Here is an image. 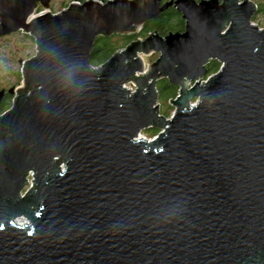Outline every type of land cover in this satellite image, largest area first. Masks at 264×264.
Returning <instances> with one entry per match:
<instances>
[{"label": "water", "instance_id": "obj_1", "mask_svg": "<svg viewBox=\"0 0 264 264\" xmlns=\"http://www.w3.org/2000/svg\"><path fill=\"white\" fill-rule=\"evenodd\" d=\"M158 1H73L51 13L49 0H0V35L35 43L0 114V264H264L256 5ZM172 4L183 32L151 33L90 64L97 36L133 34ZM213 59L220 67L207 74ZM162 78L178 88L169 117L158 109ZM145 128L157 132L145 139Z\"/></svg>", "mask_w": 264, "mask_h": 264}, {"label": "flooded vegetation", "instance_id": "obj_2", "mask_svg": "<svg viewBox=\"0 0 264 264\" xmlns=\"http://www.w3.org/2000/svg\"><path fill=\"white\" fill-rule=\"evenodd\" d=\"M73 1L78 2V3H82L85 0H73ZM73 1H71V2H73ZM97 1L104 3L108 0H97ZM150 1H152V0H150ZM168 1H171V0H159L158 4H159V6H162L165 2H168ZM172 1H174V0H172ZM195 1H199V0H195ZM39 7H41L40 4L37 5L35 11ZM48 7H49V5H48ZM170 8L174 9V12H176V15H173V17L171 18V23H173V22L179 23V18L182 19L181 14L176 11L175 6L172 4V5L168 6L166 9L160 11L158 13V15H156L155 17L145 21L144 24L140 28H138L137 32H135L133 34H128V35H126V34H123V35L113 34L112 36H109V37H103V36H97V37H99L98 39H100V38H103V39L110 38L111 39V37H114V36L123 37L126 41L124 42V44L122 46H124L126 43L130 42L131 40L144 39L147 35H149L151 33L157 34L161 37H165V35L158 34L157 30L154 27H150L149 24H151L153 22H157L159 20L158 17H160L161 14L164 13V11H166L167 9H170ZM256 8H257V6H256ZM182 21L184 22L183 19H182ZM183 30H184V24H183ZM183 30H180L179 32H183ZM175 31H177V30H175ZM20 32H22V31L19 30V31L8 33V34L0 35V50L4 49V50H2V52L3 51H5V53L8 52L9 50L7 48L3 47V41H7V39L9 37H12L13 35L19 34ZM27 36L32 38L28 34H27ZM97 37L95 39H97ZM32 40H33V38H32ZM99 49H100L99 44L95 40L93 47H92V50L98 51ZM2 52L0 51V94H1L0 95V114L10 108L11 103H12V99L14 96V91L20 85V80H21V74H20L21 64H20V61L26 60L32 56V55L28 56L26 59H17V63L20 66V68H18L19 69V71H18V69H16V67H14L12 65L11 59H9ZM157 53L159 56V52H157ZM7 61L10 62V65H8L6 63ZM19 66H17V67H19Z\"/></svg>", "mask_w": 264, "mask_h": 264}, {"label": "rangeland", "instance_id": "obj_3", "mask_svg": "<svg viewBox=\"0 0 264 264\" xmlns=\"http://www.w3.org/2000/svg\"><path fill=\"white\" fill-rule=\"evenodd\" d=\"M73 0H49V7L48 10L51 13H55L62 9L63 7L67 6L68 3H70ZM252 2L257 5V8H261L258 12H255L251 19V23L256 25L259 28H264V0H251ZM42 8L39 7L35 12L40 11ZM3 47L7 48L9 51L5 53V51L2 52L5 54L9 59L12 61V65L16 67V69L20 68V66L17 63V59H26L28 56H31L35 53V43L34 39L27 36V33L20 32L19 34L13 35L12 37H9L7 41H3ZM158 57L157 52H152L148 55H143L142 58L144 60V64H148L150 62H153ZM8 65H10V62H6ZM19 66V67H17ZM19 71V69H18ZM21 74V72H20ZM159 81V80H158ZM125 87L134 89V86L131 83H126ZM178 92V88L177 91ZM178 93L174 95L171 99H174ZM170 99V100H171ZM193 102V100H191ZM157 103H158V109L161 115H164L165 117H169L173 111L174 107L171 105L169 100L165 102L163 99H159L157 97ZM168 105V106H167ZM164 112H167V114H164ZM157 130H155V133ZM140 137H144L145 139H151L154 134L149 128H145L140 130L139 132ZM20 222H22V219H19Z\"/></svg>", "mask_w": 264, "mask_h": 264}, {"label": "trees", "instance_id": "obj_4", "mask_svg": "<svg viewBox=\"0 0 264 264\" xmlns=\"http://www.w3.org/2000/svg\"><path fill=\"white\" fill-rule=\"evenodd\" d=\"M257 6V5H256ZM261 8H256V11L258 12ZM173 15H176V12H174V9L170 8L164 11V13L161 14L159 20L157 22H153L149 24L150 27H154L158 34L160 35H166L170 32L175 33L179 32L180 30H183V24L184 22L182 19L179 18V23H171V18ZM178 16V15H177ZM179 17V16H178ZM253 17V16H252ZM252 19V18H251ZM177 30V31H175ZM117 39L112 40L110 38L103 39L97 37L96 42L99 44L100 49L98 51L91 50L90 56H89V62L91 65H95L97 63H101L109 58V56L116 50L118 47H122L121 45L124 44L126 41L123 37L114 36ZM119 40H122V43H118ZM220 64L216 60H210L206 64L207 74L214 73L218 68ZM156 90L158 94L159 99L167 100L174 97V95L177 93V87L173 84H170L166 79L162 78L159 79V81H156ZM168 106V105H167ZM164 114H167V112H164ZM151 131L153 134H155V129L151 128Z\"/></svg>", "mask_w": 264, "mask_h": 264}, {"label": "built area", "instance_id": "obj_5", "mask_svg": "<svg viewBox=\"0 0 264 264\" xmlns=\"http://www.w3.org/2000/svg\"><path fill=\"white\" fill-rule=\"evenodd\" d=\"M205 80V79H204ZM125 87V86H124ZM127 88V87H126ZM130 90H132V88H128ZM30 180V175L28 176V181Z\"/></svg>", "mask_w": 264, "mask_h": 264}, {"label": "bare ground", "instance_id": "obj_6", "mask_svg": "<svg viewBox=\"0 0 264 264\" xmlns=\"http://www.w3.org/2000/svg\"><path fill=\"white\" fill-rule=\"evenodd\" d=\"M16 222H19V220H16ZM21 224V223H20Z\"/></svg>", "mask_w": 264, "mask_h": 264}, {"label": "clouds", "instance_id": "obj_7", "mask_svg": "<svg viewBox=\"0 0 264 264\" xmlns=\"http://www.w3.org/2000/svg\"><path fill=\"white\" fill-rule=\"evenodd\" d=\"M220 67V66H219ZM155 135V134H154Z\"/></svg>", "mask_w": 264, "mask_h": 264}]
</instances>
